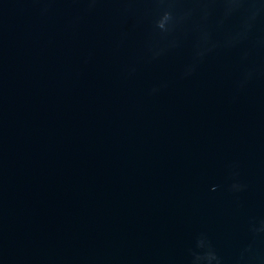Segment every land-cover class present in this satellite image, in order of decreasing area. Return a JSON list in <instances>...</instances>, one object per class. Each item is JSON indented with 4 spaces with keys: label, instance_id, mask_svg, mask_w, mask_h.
<instances>
[{
    "label": "water",
    "instance_id": "obj_1",
    "mask_svg": "<svg viewBox=\"0 0 264 264\" xmlns=\"http://www.w3.org/2000/svg\"><path fill=\"white\" fill-rule=\"evenodd\" d=\"M0 264H264V0H0Z\"/></svg>",
    "mask_w": 264,
    "mask_h": 264
},
{
    "label": "clouds",
    "instance_id": "obj_2",
    "mask_svg": "<svg viewBox=\"0 0 264 264\" xmlns=\"http://www.w3.org/2000/svg\"><path fill=\"white\" fill-rule=\"evenodd\" d=\"M231 2V0H229ZM176 17L173 16L171 11H164L163 15L156 22V27L161 30V32H168L171 27L175 24ZM215 257H209V259H214Z\"/></svg>",
    "mask_w": 264,
    "mask_h": 264
}]
</instances>
